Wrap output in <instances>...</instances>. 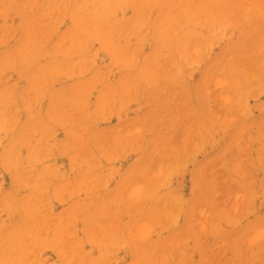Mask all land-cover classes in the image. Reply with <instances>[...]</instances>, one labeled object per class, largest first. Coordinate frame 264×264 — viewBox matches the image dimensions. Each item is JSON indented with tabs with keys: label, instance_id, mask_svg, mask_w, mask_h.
I'll return each instance as SVG.
<instances>
[{
	"label": "rangeland",
	"instance_id": "obj_1",
	"mask_svg": "<svg viewBox=\"0 0 264 264\" xmlns=\"http://www.w3.org/2000/svg\"><path fill=\"white\" fill-rule=\"evenodd\" d=\"M23 1L0 0V264H264L263 0L229 18L206 0Z\"/></svg>",
	"mask_w": 264,
	"mask_h": 264
},
{
	"label": "bare ground",
	"instance_id": "obj_2",
	"mask_svg": "<svg viewBox=\"0 0 264 264\" xmlns=\"http://www.w3.org/2000/svg\"><path fill=\"white\" fill-rule=\"evenodd\" d=\"M4 1H5V0H4ZM19 1H20V0H19ZM22 1H23V0H22ZM61 1H62V0H59V2H61ZM69 1H70V0H69ZM127 1H128V0H127ZM130 1H131V0H130ZM145 1H146V0H145ZM148 1L151 2L152 4H154V3L152 2V0H151V1L148 0ZM176 1H178V0H176ZM179 1H180V0H179ZM181 1H182V0H181ZM186 1H187V0H186ZM246 1L249 2V0H246ZM257 1H258V0H257ZM257 1H256V2H257ZM2 2H3V1H2ZM2 2H1V3H2ZM23 2H25V1H23ZM28 2H29V1H28ZM36 2H37V1H36ZM43 2H44V1H43ZM70 2H71V1H70ZM114 2H115V1H114ZM125 2H126V0H125ZM154 2H157V0L154 1ZM158 2H159V1H158ZM205 2H206V4H205L204 12H206V13L208 14V16H207V15L204 13L205 16H207V17L210 18V16L213 15L214 9H212V10H213V11H212L210 6H211V5H215V4H218V5H215L216 8H219L218 6L220 5V8H219L218 10L215 9V12H217V11L219 12V13H217V15H218V14L226 15V17H228L229 15H230V17L232 16V15H231V14H232V8H233V6H234V2H233L232 0H206ZM243 2H244V1H241V4H242ZM258 2H259V1H258ZM258 2H257V3H258ZM261 2H262V3H261V7L264 8V7H263V5H264V0L261 1ZM51 3H52V2H51ZM51 3H50V4H51ZM64 3H65V2H64ZM71 3H72V2H71ZM92 3H93V2H92ZM144 3H145V2H144ZM151 3H150V4H151ZM175 3H176V2H175ZM182 3H183V2H182ZM182 3H181V4H182ZM2 4L4 5V2H3ZM11 4H12V3H11ZM127 4H129V3H127ZM141 4H142V2H141ZM179 4H180V3H179ZM181 4H180L179 7H181V9H183V5H184V3H183V5H181ZM247 4H248V3H247ZM247 4H246V5H247ZM262 4H263V5H262ZM56 5H57L56 7H59L58 3H57ZM88 5H89V4H88ZM124 5H125V3H124ZM144 5H145V4H144ZM177 5H178V3L176 4V6H177ZM221 5H222V6H221ZM242 5H243V4H242ZM246 5H244L243 7H245ZM248 5L251 6V3H249ZM248 5H247V6H248ZM16 6H17V5H16ZM90 6H91V5H90ZM174 6H175V5H174ZM4 7H5V5H4ZM4 7H2V8H4ZM32 7H33V6H32ZM68 7H69V6H68ZM86 7H87V4H86ZM119 7H120V6H119ZM121 7H122V6H121ZM129 7H130V5L127 6V8H129ZM151 7H154V6H151ZM179 7L177 6V8H176V7H173V8H174V9L176 8V9H177L176 11H178ZM191 7H192V6H191ZM251 7H252V10L249 9L250 11H249V12H246V13H248V14L250 13V14H251V11H252V12L254 11V10H253V9H254L253 5H252ZM60 8H61V7H60ZM127 8L125 7L124 10L127 9ZM247 8H249V6H248ZM58 9H59V8H58ZM79 9H80V8H79ZM79 9H77V10H79ZM87 9H88V8H87ZM102 9H103V8H102ZM139 9H141V8H139ZM152 9H153V8H152ZM152 9H151V10H152ZM155 9H156V8H155ZM155 9H154V10H155ZM191 9H192V8H191ZM200 9H201V8H200ZM241 9H242V10H241ZM241 9H239V10H241V13H242V12L245 13L244 11H247V10H245L246 8H245V9H244V8H241ZM2 10H3V9H2ZM56 10H57V9H56ZM100 10H101V9H100ZM121 10H122L121 12L123 13L124 10H123V9H121ZM147 10H148V9H147ZM170 10H171V8L169 9V11H170ZM243 10H244V11H243ZM0 11H1V8H0ZM52 11H53V10H52ZM103 11H105V10H103ZM139 11H140V10H139ZM152 11H153V10H152ZM163 11H164V10H163ZM172 11H173V10H172ZM180 11H182V10H180ZM186 11H187V10H186ZM211 11H212V13H211V15H209V13H210ZM33 12H34V10H33ZM53 12H54V11H53ZM78 12H80V11H78ZM85 12H86V11H85ZM85 12H84L83 14H85ZM124 12H125V11H124ZM128 12L130 13V9H129ZM146 12H147V11H146ZM150 12H151V11H150ZM183 12L185 13L184 9H183ZM1 13H2V12H1ZM3 13H4V12H3ZM10 13H11V12H10ZM37 13H38V12H37ZM62 13L64 14L63 10H62ZM62 13H61V14H62ZM97 13H98V12H97ZM115 13H117V12L115 11ZM115 13H114V14H115ZM167 13H168V12H167ZM176 13H177V12H176ZM238 13H239V12H238ZM238 13H237V14H238ZM246 13L243 14L242 17L247 18V15H248V14H246ZM5 14L7 15V13H5ZM33 14H35V13H33ZM57 14L59 15V11H58ZM118 14H119V13H118ZM118 14H117V15H118ZM120 14H121V13H120ZM139 14H140V12H139ZM139 14H138V15H139ZM179 14L181 15L182 13L179 12ZM188 14H191V13L189 12ZM193 14H195V13H193ZM196 14H198V12H197ZM200 14H203V13H200ZM252 14H253V13H252ZM252 14H251V15H252ZM51 15H52V14H51ZM65 15H66V14H65ZM217 15H216V16H217ZM13 16H14V15H13ZM62 16H63V15H62ZM82 16H83V15H82ZM115 16H116V14H115ZM129 16H130V15H129ZM134 16H135V15H134ZM201 16H202V15H201ZM201 16H200V19H201ZM216 16L214 17L215 19H216ZM0 17H1V16H0ZM11 17H12V16H11ZM32 17H33V16H32ZM48 17H51V16H47V18H48ZM57 17H58V16H57ZM64 17H65V16H64ZM76 17H77V16H76ZM118 17H119V15H118ZM151 17H152V16H151ZM175 17H176V14H175ZM183 17H184V14H183L182 17H180V18H183ZM211 17H213V16H211ZM221 17H223V16H221ZM221 17H220V18H221ZM249 17H250V15H249ZM249 17H248V18H249ZM8 18H9V17H8ZM43 18L45 19L44 21H46L47 18H45V17H43ZM59 18H61V17H59ZM59 18H57V19H59ZM66 18H67V16H66ZM82 18H83V17H82ZM123 18H125V17H123ZM142 18H143V17H142ZM173 18H174V16H173ZM180 18L178 19V21L180 20ZM203 18H204V17H203ZM228 18H229V17H228ZM239 18H240V15H239ZM245 18H242V19L244 20ZM51 19H52V17H51ZM62 19H63V17H62ZM62 19H61V20H62ZM145 19H146V18H145ZM149 19H150V18H149ZM200 19H199V20H200ZM215 19H214V20H215ZM27 20H29V19H27ZM40 20H41V19H40ZM42 20H43V19H42ZM59 20H60V19H59ZM61 20H60V22H61ZM63 20H64V19H63ZM159 20H160V19H159ZM169 20H170V19H169ZM174 20H176V19H174ZM206 20H207V19L205 18V21H206ZM223 20L226 21V19H223ZM223 20H222V21H223ZM230 20H231V18H230ZM243 20H242V22H243ZM245 20H247V19H245ZM249 20H250V19H249ZM256 20L259 21L258 19H256ZM3 21H4V20H3ZM47 21H48V19H47ZM65 21L67 22V20H65ZM73 21H74V20H73ZM83 21H84V18H83ZM138 21H139V20H138ZM140 21H141V20H140ZM162 21H163V19L161 20V22H162ZM183 21H184V20H183ZM205 21H204V22H205ZM215 21H216V20H215ZM222 21H221V22H222ZM6 22H7V21H6ZM28 22H29V21H28ZM78 22H79V21H78ZM87 22H88V21H87ZM161 22H160V23H161ZM167 22H168V21H167ZM176 22H177V20H176ZM206 22H207V21H206ZM254 22H255V20H254ZM254 22H253V23H254ZM34 23L36 24L35 21H34ZM40 23H41V22H40ZM42 23H43V22H42ZM42 23H41V24H42ZM46 23H47V22H46ZM50 23H51V22H50ZM54 23H55V22H54ZM75 23H76V22H75ZM81 23H83V22H81ZM155 23H156V22H155ZM171 23H172V22H171ZM171 23H170V25L172 26ZM173 23H174V22H173ZM198 23H199V22H198ZM223 23H224V22H223ZM236 23H237V22H236ZM35 24H33L32 26H34ZM47 24H49V22H48ZM52 24H53V21H52ZM52 24H50V25H52ZM66 24H67V23H66ZM72 24H73V23H72ZM83 24L85 25L86 22H84ZM89 24H90V23H89ZM89 24H88V25H89ZM91 24H93V23H91ZM91 24L89 25V27L92 26ZM177 24H178V23H177ZM177 24H176V25H177ZM214 24H215V22H214ZM246 24H247V23H246ZM60 25H61V24H60ZM75 25H76V24H75ZM77 25H78V24H77ZM93 25H94L95 29H96V27L98 26V24H97V25H96V24H93ZM144 25H145V24H144ZM39 26H40V25H39ZM46 26H47V25H46ZM55 26H56V25H55ZM196 26H198V25H196ZM251 26H253L252 23H251ZM35 27H36V26H35ZM53 27H54V25H53ZM143 27H144V26H142V30L144 29ZM149 27H150V26H149ZM166 27H167V26H166ZM219 27H220V26H219ZM221 27H222V25H221ZM36 28H37V27H36ZM36 28H35V29H36ZM85 28H87V27H85ZM110 28H111V27H110ZM117 28H118V27H117ZM229 28H230V27H229ZM238 28H240V27H238ZM0 29H1V28H0ZM33 29H34V28H33ZM33 29H32V30H33ZM47 29H51V28H47ZM58 29H59V28H58ZM83 29H84V28H83ZM90 29H92V27H90ZM93 29H94V28H93ZM93 29H92V30H93ZM103 29H104V28H103ZM103 29H102V30H103ZM105 29H106V28H105ZM169 29H170V28H169ZM169 29H168V31H166V32H169ZM171 29H172V27H171ZM179 29H180V28H179ZM183 29H184V28H183ZM227 29H228V28H227ZM254 29H255V28H254ZM32 30H31V31H32ZM39 30H40V29H39ZM88 30H89V29H88ZM149 30H150V29H149ZM228 30H229V29H228ZM243 30L245 31V29H243ZM252 30H253V29H252ZM3 31H4V30H3ZM16 31H17V30H16ZM48 31H49V30H48ZM50 31H51V30H50ZM76 31H77V30H76ZM215 31H216V30H215ZM232 31H233V30H232ZM17 32H18V31H17ZM41 32H42V31L40 30V33H39L40 36L38 35V36L40 37V41L42 40V37H43V35H44V33H43V35H42V37H41ZM103 32H104V31H103ZM103 32H102V33H103ZM120 32H121V31H120ZM154 32H155V31H154ZM4 33H5V31H4ZM6 33H7V32H6ZM9 33H10V32H9ZM11 33H12V32H11ZM15 33H16V32H15ZM32 33H37V31H35V32L32 31ZM32 33H31V34H32ZM49 33H50V32H49ZM53 33H54V32H53ZM75 33H76V32H75ZM232 33H233V32H232ZM237 33H238V32H237ZM242 33H244V32H242ZM2 34H3V33H2ZM16 34H17V33H16ZM23 34H24V33H23ZM37 34H38V33H37ZM47 34H48V33L45 32V36H44V37H46V36H49V37H50V35H52V32H51L50 34H48V35H47ZM54 34H55V33H54ZM103 34H104V33H103ZM103 34H102V35H103ZM111 34H113V33L109 32L108 34H105V35L102 36V38H101V41L105 44L106 48H110V47H111V43H110V41H111ZM138 34H139V33H138ZM225 34H226V33H225ZM233 34H234V33H233ZM233 34H232V35H233ZM251 34H252V31H251ZM9 35H11V34H9ZM25 35H26V33H25ZM76 35H78V34H76ZM84 35H85V34H84ZM87 35L89 36V32L87 33ZM100 35H101V34H100ZM139 35H140V34H139ZM241 35H242V34H241ZM14 36H15V35H14ZM52 36H53V35H52ZM88 36H87V37H88ZM222 36L225 38L226 35H225V36L222 35ZM230 36H231V35H230ZM7 37H8V36H7ZM24 37H25V36H24ZM32 37H33V34H32ZM73 37H74V36H73ZM78 37H80V35H78ZM81 37H82V36H81ZM89 37H90V36H89ZM115 37H116V36H115ZM133 37H134V36H133ZM133 37H130V40H131V38H133ZM140 37H141V36H140ZM226 37H227V36H226ZM9 38H10V37H9ZM11 38H12V37H11ZM11 38H10V39H11ZM33 38H34V40H37L38 37H37V38H36V37H33ZM127 38H128V37H127ZM169 38H170V37H169ZM233 38H234V36H233ZM46 39H47V42H48L49 40H51V39L48 40V38H46ZM66 39H67V38H66ZM72 39H73V38H72ZM76 39H77V38H76ZM82 39H83V38H82ZM113 39H114V38H113ZM134 39H135V38H134ZM134 39H133V42H134ZM214 39H215V38H214ZM226 39H227V38H226ZM7 40H9V39H7ZM12 40H13V39H12ZM79 40H80V39H79ZM118 40H119V39H118ZM120 40H121V39H120ZM223 40H224V39H223ZM31 41H32V40H31ZM37 41H38V40H37ZM37 41H36V42H37ZM40 41H39V42H40ZM65 41H66V40H65ZM65 41H64V42H65ZM199 41H200V40H199ZM5 42H6V40H5ZM10 42H11V41H10ZM41 42H42V41H41ZM70 42H71V41H70ZM80 42H81V41H80ZM121 42H122V40H121ZM218 42H220V41H218ZM32 43L34 44V42H32ZM60 43H61V42H60ZM130 43H131V42H130ZM210 43H211V41L209 42V44H210ZM215 43H216V42H215ZM11 44H12V43H11ZM26 44L28 45L27 42H26ZM26 44H25V45H26ZM30 44H31V43H30ZM30 44H29V45H30ZM61 44H62V43H61ZM166 44H167V43H166ZM37 45H38V44H37ZM82 45H83V44H82ZM85 45H86V43H85ZM102 45H103V44H102ZM119 45H120V44H119ZM127 45H128V44H127ZM144 45H145V44H144ZM217 45H220V44H217ZM0 46H1V45H0ZM10 46H11V45H10ZM31 46H32V45H31ZM31 46H30V47H31ZM44 46H46V45H44ZM55 46H57V45H55ZM90 46H91V45H90ZM97 46H98V45H97ZM210 46L212 47V44H210ZM1 47H2V46H1ZM46 47H47V46H46ZM64 47H65V46H64ZM71 47H72V46H71ZM91 47H92V46H91ZM102 47H103V46H102ZM127 47H128V46H126V48H127ZM143 47H144V46H143ZM197 47H198V46H197ZM204 47H205V45H204ZM27 48H29V47H27ZM31 48H33V47H31ZM37 48H38V47H37ZM47 48H48V47H47ZM68 48H69V46H68ZM68 48H66V49H68ZM77 48H78V47H77ZM99 48H101V47L99 46ZM193 48H196V46H195V47H192L191 49H193ZM205 48H206V47H205ZM212 48H213V47H212ZM21 49H22V48H21ZM97 49H98V48H97ZM101 49H102V48H101ZM101 49H100V50H101ZM208 49H209V48H208ZM30 50H31V49H30ZM33 50H35V49H33ZM193 50H195V49H193ZM209 50H210V49H209ZM209 50H208V51H209ZM212 50H213V49H212ZM31 51H32V50H31ZM58 51H59V50H58ZM63 51H64V50H63ZM85 51H86V50H85ZM91 51H94V50H91ZM103 51H105V49H104ZM196 51H197V50H196ZM202 51H203V49H202ZM210 51H211V50H210ZM88 52H89V51H88ZM101 52H102V51H101ZM106 52H108V51L106 50ZM139 52H140V51H139ZM198 52H200V51L198 50ZM59 53H60V52H59ZM61 53H62V52H61ZM92 53H93V52H92ZM97 53H99V51H97ZM103 53H104V52H103ZM140 53H141V52H140ZM140 53H139V54H140ZM196 53H197V52H196ZM200 53H201V52H200ZM200 53H199V54H200ZM220 53H221V52H220ZM258 53H259V51H258ZM66 54H67V53H66ZM81 54H82V52H81ZM93 54H94V53H93ZM106 54L109 55L110 53L108 52V53H106ZM134 54H135V53H134ZM159 54H160V53H159ZM207 54H208V53H207ZM209 54H210V53H209ZM77 55H78V54H77ZM194 55H195V53H194ZM194 55H193V57H194V59H195V56H194ZM251 55H252V54H251ZM251 55H250V56H251ZM45 56H47V55H45ZM79 56H80V55H79ZM96 56H98V55L96 54ZM105 56H106V55H105ZM228 56H230V55L228 54L226 57L228 58ZM94 57H95V55H94ZM94 57H93V60H94ZM99 57H100V55H99ZM107 57H108V56H107ZM135 57H136V55H135ZM135 57H134V58H135ZM140 57H141V56H140ZM160 57H161V56H160ZM160 57L158 58V61H159ZM166 57H167V56H166ZM166 57H165L164 60H166ZM47 58H48V57H47ZM69 58H70V57H69ZM137 58H138V57L135 58L136 60L133 59V60L135 61V63H136V61H137ZM248 58H249V57H248ZM9 59H10V57H9ZM96 59H97V58H96ZM161 59H163V58H161ZM239 59H240V58H239ZM164 60H163V61H164ZM232 60H233V59H232ZM237 60H238V59H237ZM237 60H236V63H235V64L238 63ZM243 60H244V59H243ZM42 61H43V60H42ZM91 61H92V60H91ZM95 61H96V60H95ZM110 61H111V60H110ZM138 61H139V60H138ZM239 61H240V60H239ZM241 61H242V60H241ZM241 61H240V63H239L238 65H240V64L242 63ZM21 62H23V60H21ZM21 62H20V63H21ZM141 62H142V61H141ZM141 62H140V64H141ZM161 62H162V61H161ZM99 63H100V61H99ZM249 63H250V62H249ZM63 64H64V63H63ZM155 64H156V63H155ZM161 64H162V63H161ZM192 64H193V63H192ZM192 64H191V65H192ZM197 64H198V62L195 63V65H197ZM201 64H202V63H201ZM84 65H85V63H84ZM108 65H109V64H108ZM110 65H111V64H110ZM110 65H109V67H110ZM193 65H194V64H193ZM247 65H250V64H248V62H247ZM75 66H76V65H75ZM197 66H199V65H197ZM236 66H237V65H236ZM245 66H246V64H245ZM245 66H242L241 68L243 69V68H245ZM62 67H63V66H62ZM94 67H95V65H94ZM94 67H93V68H94ZM158 67H159V66H158ZM199 67H200V66H199ZM206 67H207V66H206ZM206 67H205V70H206ZM219 67H220V66H219ZM246 67H247V66H246ZM248 67H249V66H248ZM13 68H14V67H13ZM76 68H77V67H76ZM76 68H73V69H76ZM166 68H167V67H166ZM251 68H252V67L249 68L250 71H249V69L247 70V71H249V72H246V75H247L248 73H250V75H251V74L253 73V71H255V70H252V71H251ZM0 69H1V73H2L4 70H3L2 68H0ZM9 69H10V68H9ZM14 69H15V68H14ZM57 69H58V68H57ZM62 69H63V68H62ZM87 69H88V68H87ZM155 69H156V67H155ZM160 69H161V68H160ZM217 69L219 70V69H222V68H218V67H217ZM2 70H3V71H2ZM90 70H91V68H90ZM158 70H159V68H158ZM162 70H163V68H162ZM165 70L167 71V69H165ZM165 70H164V71H165ZM168 70H169V69H168ZM179 70H180V68H179ZM194 70H195V69H194ZM218 70H216L217 74H218ZM222 70H224V69H222ZM6 71H7V70H6ZM25 71H26V70H25ZM96 71H97V70H96ZM102 71H103V70H102ZM123 71H124V70H123ZM154 71H155V70H154ZM159 71H161V70H159ZM164 71H163V72H164ZM176 71H177V70H176ZM212 71H213V70H212ZM259 71H260V69H259ZM89 72H90V71H89ZM89 72H88V73H89ZM161 72H162V71H161ZM203 72H205V71H202V74H203ZM221 72H224V71H221ZM221 72L219 71V73H221ZM255 72H256V71H255ZM3 73H4V72H3ZM3 73H2V75H3V77H4V74H3ZM7 73H8V72H7ZM13 73H14V72H13ZM23 73H25V72H23ZM83 73H84V72H83ZM159 73H160V72H159ZM165 73H166V72H165ZM167 73H169V72H167ZM193 73H194V72H193ZM198 73H199V72H198ZM5 74H6V73H5ZM15 74H16V73H15ZM33 74H34V73H33ZM51 74H52V73H51ZM51 74H50V75H51ZM86 74H87V73H86ZM188 74H189V73H188ZM191 74H192V73H190V76H191ZM217 74H216V78L220 77V76H219L220 74H218V77H217ZM224 74H225V72H224ZM224 74H223V76H224ZM226 74H227V73H226ZM226 74H225V76H226ZM6 75H7V74H6ZM11 75H12V73H11ZM19 75H20V74H19ZM54 75H56V76L58 75V76H59V72H58V74H55V73H54ZM60 75H61V74H60ZM82 75H84V74H82ZM109 75H110V74H109ZM199 75H201V74H199ZM254 75H255V73H254ZM0 76H1V75H0ZM7 76L9 77L10 75H7ZM13 76H14V75H13ZM48 76H49V75H48ZM74 76H75V75H74ZM105 76H106V75H105ZM223 76H221V77H223ZM252 76H253V75H252ZM30 77H31V76H30ZM44 77H45V76H44ZM54 77H55V76H53V78H54ZM181 77H182V76H181ZM203 77H204V74H203ZM203 77H202L201 81H203ZM253 77H254V76H253ZM4 78L7 79V77H4ZM50 78H51V77H50ZM50 78H49V79H50ZM55 78H56V77H55ZM79 78H80V77H79ZM214 78H215V76H214ZM224 78H225V77H224ZM251 78H252V77H251ZM42 79H43V78H41V80H42ZM44 79H45V78H44ZM44 79H43V80H44ZM181 79L183 80V78H181ZM188 79H189V78H188ZM228 79H229V77H228ZM230 79H231V78H230ZM8 80H9V79H8ZM10 80H11V79H10ZM87 80H88V79H87ZM213 80H214V79H213ZM226 80H227V76H226ZM105 81H106V80H105ZM224 81H225V79H224ZM224 81L222 80V83H223ZM230 81H231V80H229V83H230ZM235 81H236V80H235ZM1 82H2V81H1ZM19 82H21V81H19ZM22 82H23V80H22ZM46 82H47V81H46ZM7 83H8V81H7ZM15 83H16V81H15ZM43 83H45V82H43ZM201 83H202V82H201ZM220 83H221V82H220ZM227 83H228V80H227ZM227 83H226V81H225V83H224L223 85H221V87H222V86H226ZM240 83H241V82H240ZM262 83H264V80H263ZM2 84H3V82H2ZM46 84H47V83H46ZM218 84H219V83H218ZM189 85H190V82H189ZM216 85H217V83H216ZM228 85H229V84H228ZM228 85H227V87H228ZM232 85H233V83H232ZM14 86H15V85H14ZM19 86H20V85H19ZM133 86H134V84H133ZM219 86H220V85H219ZM234 86H235V85H234ZM234 86H233V90H234V88L236 89V87H234ZM9 87H13V86H12V83H11V86H9ZM17 87H18V86H17ZM39 87H40V84H39ZM45 87H46V86H45ZM217 87H218V85H217ZM227 87H224V88L227 89ZM230 87L232 88V86H230ZM230 87H228V90H230ZM237 87H238V86H237ZM0 88H2V87H0ZM42 88H43V87H42ZM218 88H219V87H218ZM2 89H3V88H2ZM190 89H191V88H190ZM220 89H221V88H220ZM225 89H223L224 92L222 91V93H221L220 91H218V92L221 93V95H220V94H218V95L222 96V97H223V100H226V99H227V98L224 99V96H225V97H228V96H226L227 93H225V91H226ZM29 90H30V89H29ZM221 90H222V89H221ZM237 90H238V89H237ZM237 90H235V94H234L233 91H231V92H232L234 95H238V93L236 94ZM38 91H39V90H38ZM206 91L209 93V91H208L207 89H206ZM2 92H3V91H2ZM47 92H49V91H47ZM191 92H192V91H191ZM207 92H206V94H207ZM231 92L229 91V93H228L227 95H230ZM240 92H241V91H240ZM39 93H40V92H39ZM224 93H225V94H224ZM261 93H262V92H261ZM261 93H260V94H261ZM20 94H21V93H20ZM47 94H48V93H47ZM240 94H241V93H239V95H238L239 97L241 96ZM70 95H71V94H70ZM218 95H217V96H218ZM223 95H224V96H223ZM0 96H3V95H0ZM220 96H219V97H220ZM232 96H233V95H232ZM257 96H258V95H257ZM257 96H256V97H257ZM45 97H46V96H45ZM215 97H216V96H215ZM256 97H255V98H256ZM44 99H45V98H44ZM230 99H231V100H230ZM230 99H228L230 102H231V101L234 102V101H233V98L230 97ZM239 99H240V98H238V101H239ZM244 99L246 100V98H244ZM209 100H210V99H208V101H209ZM221 100H222V98H221ZM228 100H226V101H228ZM245 100H244V102L246 103ZM9 101H10V100H9ZM9 101H8V102H9ZM226 101H222V102H226ZM8 102L6 101V103H8ZM53 102H54V101H53ZM1 103H2V101H1ZM51 103H52V102H51ZM40 104H41V103H40ZM223 105H224V104H223ZM243 105H244V104H243ZM47 106H48V105H47ZM225 106H228V104H226ZM246 107H247V106H246ZM246 107H244V108H246ZM14 108H16V107H13V110H16V109H14ZM46 108H47V107H46ZM53 108H54V107L52 106L51 109L53 110ZM246 109H247V108H246ZM37 110H39V109H36V111H37ZM215 110H216V109H215ZM230 111H231V110H230ZM246 111H247V110H246ZM246 111L243 109V114H244V112H246ZM48 112H49V111H48ZM53 113H56V110H55V109L53 110ZM49 114H51V113L49 112ZM217 114H218V113H217ZM223 114H225V113H223ZM53 115H54V114H53ZM53 115H52V116H53ZM55 115H56V114H55ZM47 116H48V114H47ZM223 116H224V115H223ZM232 116H233V115H232ZM13 117H14V114H13ZM228 117H229V116H228ZM21 118H22V117H21ZM231 118H232V117L230 116L229 120H230ZM11 119H12V118H11ZM50 119H51V118H50ZM208 119H209V118H208ZM232 119H233V118H232ZM229 120H227V122H228ZM1 122H4V118H2V119L0 120V124H1ZM230 122H231V121H230ZM233 122H234V121H233ZM6 124H7V123L5 122V124H3V125H6ZM17 125H18V124H17ZM1 126H2V124H1ZM1 126H0V130H1V128H3V126H2V127H1ZM8 127H9V126H8ZM11 127H13V126H11ZM11 127H9V128H11ZM16 127H17V126H16ZM39 127H41V126H39ZM211 127H212V126H211ZM9 128H8V129H9ZM5 131H6V130H5ZM4 134H5V133H4ZM249 134H250V133H249ZM255 134H258V133H255ZM40 135H42V134H40ZM247 136H248V135H247ZM262 136H263V135H262ZM262 136H261V138H262ZM240 139H241V137H240ZM253 139H254V138H253ZM18 140H19V139H18ZM262 143H263V141H262ZM262 143H261V144H262ZM16 144H17V143H16ZM16 144H15V145H16ZM236 144H237V143H236ZM263 145H264V144H263ZM14 147H15V146H14ZM260 153L262 154V152H260ZM1 157H2V156H1ZM52 159H53V158H52ZM2 160H3V159H2ZM36 161H37V160H36ZM43 161H44V160H43ZM23 162H25V160H24ZM35 163H38V161L35 162ZM35 163H34V164H35ZM41 163H42V162H41ZM31 164H33V163H31ZM31 164H30V166H32ZM28 165H29V164H28ZM25 166H26V165H25ZM60 169H61V167H60ZM10 170H11V169H10ZM8 171H9V170H8ZM19 172H20V171H19ZM49 172H50V171H49ZM45 175H46V174H45ZM49 175H50V174L48 173L47 177H48ZM50 176H51V175H50ZM52 176H54V175L52 174ZM160 177H162V175H161ZM166 177H167V176L164 174V176H163L162 178L164 179V178H166ZM26 178H27V177H26ZM36 178H37V177H36ZM41 178H42V176H41ZM49 178H51V177H49ZM52 178H53V177H52ZM162 178H161V180H163ZM159 179H160V178H159ZM45 180H46V176H45ZM161 180H160V181H161ZM23 182H24V181H23ZM159 184H160V182H159ZM161 184H162V183H161ZM0 186H1V185H0ZM13 186H14V185H13ZM162 186H164V185H162ZM9 188H10V187H9ZM13 188H14V187H13ZM24 188L26 189V187H24ZM10 189H11V188H10ZM14 189H15V188H14ZM23 190H24V189H23ZM13 191H14V190H13ZM20 191H21V189H20ZM142 192H143V191H142ZM16 193H17V192H16ZM21 193H22V192H21ZM139 193L141 194V190H139ZM18 194H19V192H18ZM14 195H16V194H14ZM141 195H142V194H141ZM12 200H13V198H12ZM19 200H20V199H19ZM25 200H26V199H25ZM21 202H22V201H21ZM19 203H20V202H19ZM22 203H23V202H22ZM0 204H1V202H0ZM7 204H8V203H7ZM19 205L21 206V204H19ZM19 205H18V207H19ZM30 206H31V205H30ZM30 206H28V203H23L22 206H21V207H22L21 209H22L23 212H24L23 215H25V217H26V224L29 225V226H27V227L30 228V231H32V233H33L34 231H33L32 228H33V227L35 228L36 225L33 224V223H35V221H34V222H30V216H32V215H30L31 212L29 211V209H30V208H31V209L33 208V207H30ZM29 207H30V208H29ZM27 208H28V210H27ZM9 209H10V208H9ZM32 211H33V210H32ZM33 212H34V211H33ZM33 212H32V214H33ZM1 213H3V212H1ZM17 213H18V212H17ZM21 213H22V212H21ZM9 214H10V213H9ZM13 214H15V213H13ZM33 216H34V215H33ZM23 217H24V216H23ZM19 218H20V217H19ZM1 220H2V219H1ZM33 220H34V219H33ZM143 220H144V219H143ZM147 220H148V218H147ZM147 220L144 221L143 224H144L145 226L142 225L143 227H147V223H146ZM6 221H8V220H6ZM0 222H1V221H0ZM149 223H150V222H149ZM11 224H12V223H11ZM148 225H149V224H148ZM10 226H12V225H10ZM10 226H9V227H10ZM9 227H8V228H9ZM145 229L147 230V228H145ZM34 230H36V229H34ZM141 230H144V229L141 228ZM257 230L259 231V229H257ZM1 231H2V230H1ZM9 231H10V230H9ZM128 231H129V230H128ZM147 231H148V230H147ZM147 231L144 230L143 232L146 233ZM143 232H140V234L142 235ZM220 232H221V231H220ZM260 232H262V231H260ZM263 232H264V231H263ZM1 233H2V232H1ZM24 233H25V231H24ZM145 233H144V234H145ZM3 234H4V233H3ZM3 234H2V235H3ZM256 234L259 235V233H257V231H256V233L254 234V236H256ZM128 235H129V234L127 233V236H128ZM141 235H140V236H141ZM260 235H262V234L260 233ZM260 235H259V236H260ZM4 236L6 237V239H8V240H6V241L8 242V246H7V247L5 246V247H6L5 249H1V250H0V258H1L0 260H2V261H5V260H6V255H8V254H13V253H14V249L12 250V248H13L12 246H13V243L15 242V240H14V236L11 234V232H8V233L4 234ZM33 236H35V232L33 233ZM129 236H130V235H129ZM140 236H139V237H140ZM251 236H252V235H251ZM22 238H23V237H22ZM22 238H21V239H22ZM25 238H26V236H24L23 240H25ZM132 238H133V237H132ZM134 238H136V237H134ZM142 238H144L143 235H142ZM26 239H27V238H26ZM34 239H35V238H34ZM30 240H31V239H30ZM249 240H250V239H249ZM259 240H260V239H259ZM4 241H5V240H4ZM128 241H129V239H128ZM138 241H139V239H138ZM252 241H253V240H252ZM252 241H250V242H252ZM257 241H258V240H257ZM257 241H256V242H257ZM7 242H6V243H7ZM29 242H30V241H29ZM130 242H131V241H130ZM22 243H23V242H22ZM22 243H21V245H22ZM27 244H28V243H27ZM250 244H251V243H250ZM28 245H29V244H28ZM34 245H35V244H34ZM2 246H3V245H2ZM130 247H131V245H130ZM133 249H134V247H133ZM30 250H31V249L28 250L29 253L27 254V255H29V256H30ZM15 251H16V250H15ZM32 251H34V253H35V250H32ZM16 253H17V252H16ZM18 253H19V252H18ZM34 253H33V254H34ZM38 253H39V252H38ZM139 253H140V252H139ZM140 254H141V253H140ZM31 255H32V254H31ZM34 255H35V254H34ZM39 255H40V254H39ZM8 256H9V255H8ZM10 256H11V255H10ZM10 256H9V257H10ZM24 256H25V255H24ZM29 256H28V257H29ZM40 256H41V255H40ZM133 256H135V253H134ZM11 257H12V256H11ZM11 257H10V258H11ZM14 257H15V256H14ZM34 257H35V256H33V260H34ZM48 257H49V256H48ZM48 257H47V258H48ZM25 258L27 259V256H26ZM30 258H32V257H30ZM82 258H83V257H82ZM84 258H85V257H84ZM95 258H96V257H95ZM21 259H22L21 256H19L18 259H17V262H18L19 264H23L22 261H21ZM26 259H24L25 262H26ZM28 259H29V258H28ZM96 259H98V258H96ZM30 260H31V259H30ZM49 260H50V259H49ZM20 261H21V262H20ZM95 261L97 262L98 260H95ZM104 261H105V260H103L102 262H104ZM30 262H31V261H30ZM53 262H54V261H53ZM77 262H78V261H77ZM96 262H95V263H96ZM102 262H100L99 264H101ZM105 262H106V261H105ZM1 263H2V262H1ZM9 263H10V262H9ZM32 263H33V262H32ZM40 263H41V262H40ZM40 263H39V264H40ZM2 264H3V263H2ZM30 264H31V263H30ZM55 264H56V260H55ZM58 264H59V263H58ZM82 264H83V262H82ZM93 264H94V263H93ZM103 264H106V263H103Z\"/></svg>",
	"mask_w": 264,
	"mask_h": 264
}]
</instances>
